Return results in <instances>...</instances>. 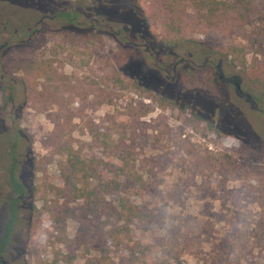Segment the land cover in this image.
<instances>
[{"label": "rangeland", "instance_id": "rangeland-1", "mask_svg": "<svg viewBox=\"0 0 264 264\" xmlns=\"http://www.w3.org/2000/svg\"><path fill=\"white\" fill-rule=\"evenodd\" d=\"M254 5L252 26L172 48L139 0H0V239L13 162L27 187L0 264H264V0ZM36 55L77 86L63 113L24 95L20 65ZM219 61L257 108L220 80ZM64 142L115 163L125 147L134 179L77 198Z\"/></svg>", "mask_w": 264, "mask_h": 264}, {"label": "trees", "instance_id": "trees-1", "mask_svg": "<svg viewBox=\"0 0 264 264\" xmlns=\"http://www.w3.org/2000/svg\"><path fill=\"white\" fill-rule=\"evenodd\" d=\"M64 3L68 0H54ZM145 5V18L152 25L160 29L162 41L169 47H177L190 40L194 35L215 32L230 34L235 28H246L255 22L254 0H139ZM256 18L263 20L262 16ZM51 58L36 55L34 58L20 65L22 72L21 82L26 99L39 110H48L56 105L61 108V113L66 111V104H73L75 95H80L72 77L59 72V66ZM119 82L121 78L117 79ZM133 85L137 81H132ZM8 89V88H6ZM6 100L11 102L14 98L12 92L4 91ZM157 95V93H155ZM79 97V96H78ZM161 107L168 106L167 97L161 96ZM65 115V114H64ZM64 125L56 126L57 133L63 136L70 135L73 113H67ZM57 124V122H56ZM59 124V123H58ZM109 137V136H108ZM63 150L67 155L65 166L62 167V177L65 183L76 194L77 198H94L98 190L103 193L120 191L121 183L118 179H134L130 170L128 149L119 150L126 152L127 156L118 157L117 163L109 161L106 156L100 158H84L74 149L72 144L64 142ZM16 144L11 145V155ZM16 162L9 169L10 183L16 195L10 201L9 218L5 223L0 239V258L7 252L14 234V227L18 219L19 202L26 194L27 187L16 175ZM112 174V178L104 177V173ZM142 177H140V180ZM92 181H96L93 185ZM126 208V206L124 205ZM136 208L128 207L127 214L138 216ZM150 216V215H149Z\"/></svg>", "mask_w": 264, "mask_h": 264}, {"label": "flooded vegetation", "instance_id": "flooded-vegetation-1", "mask_svg": "<svg viewBox=\"0 0 264 264\" xmlns=\"http://www.w3.org/2000/svg\"><path fill=\"white\" fill-rule=\"evenodd\" d=\"M44 20V18L42 19V21ZM37 32H39V30H36ZM4 48V47H3ZM0 47V51L3 49ZM193 55L192 54H189V58L188 60L186 59H183L181 60V63H184L186 61H190L192 59ZM210 63V61L207 59L205 61V64H208ZM221 64H222V61H219V63L216 65V69H217V72L219 74V78L220 80H222L225 84H228V85H233L235 87V90H236V94L240 97V98H244L247 102H250L251 105H253L252 107L254 108H257V104L256 102L252 99L251 96L247 95V93L245 92H242V93H239L238 92V85L241 86V83H240V80L238 78H227L224 76L222 70H221ZM242 88V86L240 87ZM259 110V109H258ZM20 133V132H19ZM22 134L26 140H28V137L26 135H24L23 133H20ZM13 199V198H12ZM11 199V200H12Z\"/></svg>", "mask_w": 264, "mask_h": 264}, {"label": "water", "instance_id": "water-1", "mask_svg": "<svg viewBox=\"0 0 264 264\" xmlns=\"http://www.w3.org/2000/svg\"><path fill=\"white\" fill-rule=\"evenodd\" d=\"M1 48H3V47H1ZM240 87H241V86L238 85V92H239V93L244 92V91L242 90V88H240ZM247 95H249V94H247ZM249 96H250V95H249ZM20 133H22V132L20 131ZM21 135H22V134H21Z\"/></svg>", "mask_w": 264, "mask_h": 264}]
</instances>
